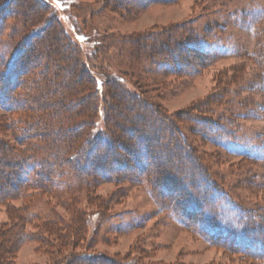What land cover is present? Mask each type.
<instances>
[{
	"label": "rangeland",
	"instance_id": "1",
	"mask_svg": "<svg viewBox=\"0 0 264 264\" xmlns=\"http://www.w3.org/2000/svg\"><path fill=\"white\" fill-rule=\"evenodd\" d=\"M19 1L11 2L12 11L6 13L0 27V50L5 60L31 30L44 27L30 37L26 53L58 57L59 49L51 43L57 48L62 44L69 52L70 65L84 76L88 72L102 83L116 77L121 85L136 92L139 100L148 103L146 110L155 118L165 122L174 120L175 126L187 136L193 152L208 167V179L224 189L230 200L249 207L255 215L264 214V0H151L130 6L119 5L120 0ZM32 5L41 11L37 9L32 14ZM179 24H186L185 28L189 25L187 30L192 36L207 35L205 46L213 57L204 60L191 52L182 71L177 74L166 71L158 76L150 70L146 59L130 58L129 44L135 45L137 35ZM53 70L50 67L45 74L52 76ZM89 84V95L97 101L90 128L94 140L106 131L111 99L105 94V87L93 92L92 82ZM135 111L123 110L122 114L132 118ZM5 112L0 109V115ZM183 112L184 116H178ZM228 112H233L236 142L247 144L244 146L247 150L256 149L259 153L256 161L224 152L201 137V121L228 118ZM15 116L10 114V119L19 120V115ZM12 126L0 130V141L16 144L13 134L16 130ZM212 128L209 126L208 130ZM166 139L151 143L160 159L174 151L166 145ZM135 147L140 160L146 151L140 143ZM120 150L118 158L124 152ZM131 159L133 156L126 157V167L112 163V172L118 173L111 179L79 184L72 178L78 173L73 170L74 174L60 176L59 187L51 188L46 194L28 188L23 194L17 192L0 200V226L13 218L18 208L26 210V205L40 217L39 221L27 224L25 229L29 232L56 217L61 219V224L69 225L77 211L85 210L82 239L61 246L58 235H64L65 230L53 220L57 226L50 229L46 226L47 245L36 240L24 241L14 264H61V256L70 255V251L119 264H260L257 259L249 261L240 248L231 249L209 241L205 237L208 233L198 232L196 225L201 222L196 220L200 215H194V211L187 216L180 212L175 218L172 210L176 205L168 202L171 198L168 192L161 188V195L168 198H154L145 182L146 175H135L139 171L135 165L128 168L127 163L134 164ZM96 169L97 174L104 175L101 168ZM195 169L186 168L184 172L193 173ZM199 179L197 186L202 188L205 182L202 177ZM25 194L28 197L24 204ZM162 199L168 202V209L158 204ZM179 216L187 224L183 225ZM222 218L224 222L228 218L230 226L236 228L237 219L231 211L222 210ZM56 228L62 229L54 231Z\"/></svg>",
	"mask_w": 264,
	"mask_h": 264
},
{
	"label": "trees",
	"instance_id": "2",
	"mask_svg": "<svg viewBox=\"0 0 264 264\" xmlns=\"http://www.w3.org/2000/svg\"><path fill=\"white\" fill-rule=\"evenodd\" d=\"M13 1H0V27L3 26L6 13L12 11L9 6ZM139 1L147 3L151 0H120L119 5L130 6ZM36 7L32 5V14L37 13ZM186 24L137 35L135 45L129 44L130 58L146 59L150 70L155 71L156 75H164L182 71L191 52L204 60L213 57V53L205 46L207 35L192 36L187 30L189 25L185 28ZM43 28L31 30L30 34L24 36L15 45V51L8 60L3 58L0 50V109L6 111L5 115H0V130L7 126L11 128V125L16 130L13 133L16 135V144L0 141V200L17 192L23 194L28 188L46 194L51 188L59 187L57 179L60 176L72 174L73 170L78 173L75 175L73 172L72 178L79 184L111 179L118 171L112 172L110 165L117 163L119 167H126L124 163L130 155L133 156L131 160L134 164L127 163L128 168L135 165L139 168L135 175H146L145 182L154 198L165 197L161 195V188L168 192L171 198L165 199L168 198L169 203L176 205L172 210L175 218L180 212L187 216L194 211V215H200L196 220L201 222L196 225L198 232L208 233L205 237L209 241L231 249L240 248V252L249 261L257 259L260 264H264V249H261L264 248V214L255 215L249 207L230 200L224 189L208 179V167L193 152L187 136L175 126L174 120L165 122L164 119L155 118L149 109L146 110L148 103L143 99L139 100L136 92L121 85L116 77L112 76L102 83L88 72L84 76L70 65L69 52L62 44H57V48L51 43L52 47L59 49L58 57L41 52L33 56L26 53L30 37ZM50 67L55 69L52 76L45 74ZM134 69L136 70V66ZM89 81L92 82L93 92L105 87V94L111 99L105 119L106 131L94 140L90 136V128L97 111V101L89 95ZM124 102L128 103L123 107ZM130 109H136L132 118L129 114H122L123 110L126 112ZM184 113H179L178 116H184ZM10 114L19 115V120L12 121ZM232 114L233 112H228V118H218L217 121L210 118L205 122L201 121V137L224 152L256 161L259 154L256 149L247 150L244 148L247 144L236 142V134L232 130L235 125ZM121 116L127 121L120 119ZM64 118L70 122L66 123ZM209 126L213 128L208 130ZM159 131L161 134H158ZM166 137V145L171 146L174 151L163 155L161 160V155L151 143ZM134 141L140 143V147L146 151L140 158L141 161L138 160L140 154ZM120 149L124 152L118 158ZM190 167L196 168L193 173L184 172ZM96 168H101L104 175L97 174ZM66 169L71 172H64ZM82 175L86 178H80ZM200 177L205 182L202 188L197 186ZM27 197L25 194L24 204ZM211 197L215 199L211 200ZM68 200L71 201L72 197ZM164 201L162 199L158 204L161 208L168 209V202ZM25 208L26 210L21 211L18 208L14 217L0 226V264H14L19 246L26 240H36L39 244L47 245L45 236L49 234L48 229L57 226L53 220L59 224L62 222L59 217L47 219L42 225L35 226L34 232H29L25 229L27 224L39 221L40 217L31 212L29 206L26 205ZM220 208L223 213L226 210L235 215L236 228L230 226L228 218L224 222ZM178 219H182L183 225L187 224L180 216ZM70 223L61 224L65 230L64 235H58L61 246L82 239L86 223L85 210L77 211ZM61 229L56 228L54 231ZM69 253L70 255L61 256V264H119L110 260L105 263L106 259L95 258L87 253Z\"/></svg>",
	"mask_w": 264,
	"mask_h": 264
}]
</instances>
